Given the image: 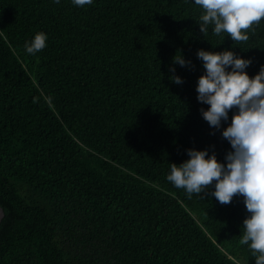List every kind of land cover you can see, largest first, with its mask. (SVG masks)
I'll list each match as a JSON object with an SVG mask.
<instances>
[{
	"label": "trees",
	"instance_id": "obj_1",
	"mask_svg": "<svg viewBox=\"0 0 264 264\" xmlns=\"http://www.w3.org/2000/svg\"><path fill=\"white\" fill-rule=\"evenodd\" d=\"M195 0H0V264H256L251 215L215 181L192 194L167 180L189 149L227 164L198 100V51L264 67V20L236 45L207 37ZM47 34L30 55L25 44ZM183 54L190 64L174 62ZM228 70H231L229 66ZM179 76L176 84L170 77Z\"/></svg>",
	"mask_w": 264,
	"mask_h": 264
},
{
	"label": "clouds",
	"instance_id": "obj_2",
	"mask_svg": "<svg viewBox=\"0 0 264 264\" xmlns=\"http://www.w3.org/2000/svg\"><path fill=\"white\" fill-rule=\"evenodd\" d=\"M59 3L60 0H54ZM83 7L93 0H72ZM202 8L197 23L204 37L210 26L212 34L230 35L236 45L249 40V30L264 20V0H195ZM47 34L38 32L25 44V50L35 55L46 47ZM198 58L204 62L205 73L197 84L198 100L210 105L201 109L210 126L219 129L228 120L229 110L238 109L231 124L223 130L232 151L226 154L227 164L220 162L208 149H189L190 159L181 164L171 163L167 180L183 189L191 198L200 194L215 181L212 195L222 205L230 204L237 194L245 198L251 214L243 221L241 245H247L256 264H264V67L255 77L245 69L251 59L237 56L231 50L212 52L200 49ZM174 62L190 64L183 54H176ZM231 66V70L228 68ZM176 84L183 83L179 76L170 77Z\"/></svg>",
	"mask_w": 264,
	"mask_h": 264
},
{
	"label": "water",
	"instance_id": "obj_3",
	"mask_svg": "<svg viewBox=\"0 0 264 264\" xmlns=\"http://www.w3.org/2000/svg\"><path fill=\"white\" fill-rule=\"evenodd\" d=\"M3 214H4L3 208L0 206V220L3 217Z\"/></svg>",
	"mask_w": 264,
	"mask_h": 264
}]
</instances>
